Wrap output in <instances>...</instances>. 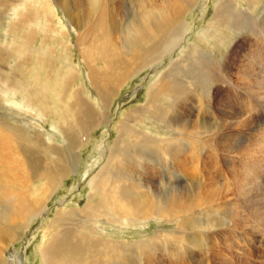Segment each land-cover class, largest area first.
I'll return each instance as SVG.
<instances>
[{"label":"bare ground","instance_id":"1","mask_svg":"<svg viewBox=\"0 0 264 264\" xmlns=\"http://www.w3.org/2000/svg\"><path fill=\"white\" fill-rule=\"evenodd\" d=\"M8 1L11 2L12 0H8ZM24 1L25 3H28V0H24ZM194 1L195 0H139L140 4L137 7V13L133 12L134 13L133 15H128L124 12V9L121 4V0H52V3H50L47 0H43V4H45V6L47 5L48 7H50L51 10H53V5L57 6L58 8L60 7L66 13L68 20L71 22L70 25L71 30L75 31L77 35V43H78L77 47L79 49V52L83 58L89 59V61L87 60L85 61L88 69L87 80L89 79L88 82L90 81L89 83L92 89L94 90V93L96 94L97 105L94 104L95 102L94 103L90 102L91 99L89 97L85 96L84 98V96H81L79 93L76 92L71 93L70 96L68 95L66 101L65 100L66 91H68V88H70V82L69 80L68 82H66L65 77L59 78L53 84L45 79V83L43 84V86H41L37 82V77L31 76V80L33 82H31L30 85H27L26 81L29 80L25 79L24 76H25V72H28V68H29L28 66L31 60L32 51L29 50L28 53L24 49L30 46V41L35 39L36 34L35 32L33 33L31 32L32 33L31 37L30 36L29 38L22 37L23 42L21 44L16 43L17 45H14L15 44L14 39L15 37L17 39V36L24 33V26L27 27V25L29 26L32 25L36 27V25H34L36 23L34 21L27 22L24 19L25 17H27V15H25L24 12L25 10L24 5L10 6L9 11H11L12 13H13V9H15L16 11H15V15H13V18L10 19L9 27L5 32L8 34L12 33L14 36H13V44L6 43L5 45L6 47H4L6 50L2 49V51H6V52L4 53L2 52L3 54L1 55L5 61L3 60L2 65H0V88H1L0 103H11V104L9 106L1 104L0 109L2 108L4 109V111L7 112L10 111L12 113L13 112L23 113L25 115V118H22L23 119L22 121L24 123L23 127L18 125L14 126L12 122L11 123L13 125H5L0 121V264L7 263L3 257L6 248L12 245L14 241H18L24 235L23 231L29 228V224H31L30 222L33 219L37 218L38 215L44 213V209L47 208L46 203H48L47 201L49 200L51 195L56 191L58 187H60L59 185H61L64 182V180L68 177L71 169L74 168V165L77 164L80 155L78 151L81 148L84 149V145L89 140L91 141V139H89L91 130L97 128V125H99L98 120L100 118H103L104 120L106 119L104 117H108V115L106 116L107 104L113 97H115L117 91L123 88L121 87L122 83L126 81L128 78H130L133 72L135 73L139 69L142 68L144 69L148 65L151 64L154 65L158 63L159 61L162 60L161 58L164 57L163 56L164 54L170 53L171 51L173 53V50L176 47H178L177 45L179 42H178L177 33L182 28L180 23L182 22L185 13L194 4L193 3ZM221 1H225V0H221ZM43 4L40 2L39 4L40 7L38 8L41 9ZM16 17H20V18L18 19ZM221 17H222L221 2H217L214 6L213 22H216ZM50 18L51 17H49L48 18L49 20L46 21L49 23L50 27L53 28L54 27L52 25L53 19ZM21 27H23V32L22 31L16 32L17 30L15 29ZM250 28L251 27H249V29ZM42 30H44L46 33V31H48L49 28H47V30L45 28H42ZM252 30L255 31V29ZM257 31H258L257 33L258 36H260V41L255 42L253 40L246 39L243 36V38L245 39H243L242 41L240 40L241 42L239 46L235 47V53L239 51V49L241 48H247L246 50H248L251 49V47H255L256 44L259 45H261L262 43L264 44V25L261 28H258ZM31 33L29 32V34ZM183 33L184 31L182 32V34ZM57 35H59L63 40L67 36V30L63 27H60V31L59 33H57ZM63 43L64 42L62 41L61 46H63ZM18 45L24 47V49H20L22 47L19 48ZM231 56L233 55L231 54ZM206 57L208 56L206 55ZM11 59H13L14 61H16L17 64H19L18 65L19 71L11 72V70L8 68L7 63ZM183 59L184 57L182 56L180 57V59H178L179 62L175 61L177 62L176 65H178V67L179 64L181 65V63H184ZM194 59L196 60L193 61V63H195L194 65H198V64L200 65L198 60L199 58L195 56ZM99 61L100 64L104 66L103 68L104 70L102 71L96 68L95 65L92 64L94 62H99ZM225 61L226 60H224V62L221 63L219 60L220 64H217L216 67L214 68V70H216V74L212 75L211 77H217L219 78L221 83H224L228 86H232L234 85L230 81L232 77L235 78L234 82L235 81L237 82L241 76H239V71L237 69L234 68L229 69L227 67L229 64L228 62H227V66H225L226 65ZM184 65L187 66V63H184L183 66ZM22 66L26 69H24ZM205 66L207 67V65ZM210 67H213V65ZM210 67H207V69ZM165 71L164 73L158 74L156 81H154L152 85L149 87L145 105L143 107L134 110V112L131 113L129 117H126L124 121L118 123V125L115 127V131L117 132V137L114 140L113 145L109 149V155H107V158L103 166H101L100 169L98 168L99 169L98 172L92 176V178L90 179L87 185L89 186L90 192L88 193V197L86 198L87 202L84 205V207L83 208L81 207L82 209H74V208L67 209L64 206L57 208L54 218L51 221H49L50 223L46 226L43 232V237L41 239V244L38 246V251L41 256V264H160L161 262L158 263V261L155 260V254L150 252V250H153V252L156 253V251L159 249L151 248L150 246L152 245V242L150 240L140 244H136L133 247L129 248L135 251V253H132V255L130 256V252L128 251L129 249H126V251L121 250L118 246L120 247L122 246L118 244L119 242H116L115 239L102 237L101 232H99L97 229L98 222L102 221L103 219H106L107 225L115 224L117 222L129 223L130 216L132 217L130 223L134 221H144L145 218H148V216H152V217L158 216L162 218L163 216L173 217L172 215L176 213L174 210H180L182 208H186L192 205L193 206L206 205V207L208 206L210 214L216 213L217 211H219L218 208L220 209V206L218 207L219 203H222V201H224L223 199H227L226 197L230 195V192L227 189L226 190L223 189L225 183L227 182L229 184L230 183L236 184L239 187V184L241 183V177L243 176L242 169H244V167L241 168L242 166H240L242 160L241 158L242 157L244 158L247 155L246 153L250 149L248 150V148H246L245 145L239 146L240 144L238 145V147L236 146L237 145L236 144L235 147L229 145L230 148L227 147L224 148L223 147V144H225L223 143L224 138L221 137L220 138L218 137V139L212 138V137H217V135L223 136L225 133L224 134L222 133L224 132V130L227 129L226 127L229 128L227 120H225L224 115H222L220 112V105H217L226 96V94L218 93V91H216V93L214 94L212 102L206 103L210 109L212 107L211 110L214 116L213 121H211L210 119L201 120L199 116L192 118V120H190L189 118L187 121L184 122L182 120L184 117L178 116V118L176 119L171 118V120L168 119L169 121H167L166 123L163 122L166 125H168L169 128L171 127L175 130L174 133L178 137V146L181 145L185 147L189 146L188 142L193 143V140L197 138L196 136H199L200 134L204 135V133H209L210 136H206L207 138L204 139L205 143L209 144L208 142L209 139L211 140L213 139L215 147H217L215 148L216 151L214 154H209L210 156H208L207 154V156L203 158L205 164L203 163L204 166L202 167L205 168L207 165L208 166L211 165L213 171L210 170L208 176H205L206 171H205V175L204 174L200 175L201 178L203 179V182L199 184L198 187H195L194 192L191 194L190 201L188 199H187L188 201L183 199L182 198L183 196L181 198L178 197L177 200H175L173 203L171 202V204L174 206V208L171 209L167 207V205H165L166 203H170L168 202L169 197H167L165 200H162L159 196L161 192L158 191L157 188L156 189L153 188L152 191L151 190L149 191V187H147L146 188L147 191L145 190L146 192L139 193L138 190L140 189V186L141 188L144 186L139 184V182H137L136 180L135 183L133 184L132 182L133 174L131 173V168L132 166L136 168L137 161L139 160L137 157L133 158L135 156L132 157L131 153L120 154L119 152H116L117 148L120 149L123 148L131 139H132L131 141L135 143L136 148H160L158 146V144L160 143L165 144L166 148H170V147L175 148V145L174 146L170 145L168 144V142L156 141L150 137H148L147 140H144V138H139L138 135L135 133V131L131 129L130 126L131 121L129 120L132 119L133 121H137V118L143 116L144 112L145 113L151 112V111L147 112V108L149 110L153 104L154 105L156 104V99L159 96L165 95V92L171 89L168 88L169 86H172V81H170L172 78L170 79L168 74L169 71L173 72L174 70L170 68L166 72ZM199 74H201V72ZM260 77H262V75ZM184 78L185 77L183 76L178 77V80L180 79V81L182 82L180 84H184ZM195 78L196 77L194 78L192 77L193 83L195 82ZM154 86L158 87V91L156 92L155 90L154 92L152 91V88H154ZM176 89L181 90L182 88L177 87ZM159 92H161L160 95L158 97H155ZM4 93L10 99H12V101L9 102L8 99H4L3 98ZM191 93H193V91H190L189 95ZM172 94L170 95V97L173 100V102L171 103L172 105L169 106V109L163 110V114H169L170 112H172L173 111L172 106H175V108L176 106L177 107L179 106L180 108L181 104H183V102L188 98V95L185 94L184 95L186 97L185 96L180 97V94H182V92L177 93L176 97H174V95ZM18 96H20L21 99L19 102L17 101L16 103L15 99ZM261 96L262 98L264 97L263 95ZM86 97L89 98L90 100L87 99ZM247 107H249V105ZM109 108L110 107H108V109ZM262 109H264L263 106ZM101 111H103L102 113L104 117H100L102 116ZM28 114L34 118L36 117V119L34 120L35 122H33L34 124L32 126L30 124L27 125L28 123L26 124L27 119H31V117L27 116ZM217 114H219L220 117H218ZM48 119H51V123H53L54 126L53 130L61 136V139L63 141L61 143L62 145L60 143H56L57 141H55L53 138H50L49 134H47L48 132L44 130V124L47 123ZM10 121L12 120L10 119ZM199 125H202L204 129L207 128V131L205 130L204 132L199 131L200 129L199 127H201ZM251 127L253 128L254 125ZM263 129L264 127L254 130L258 134ZM262 132L260 133V135L262 134ZM78 135L82 137L81 141H79L80 137L78 138ZM188 135L190 136L186 138ZM142 136L144 137L143 134ZM181 137H184L185 139L182 140ZM194 142H196V140ZM226 145L227 143L225 144V146ZM258 146L260 147V145ZM189 148L191 149L192 145ZM258 150L256 151V153L258 152ZM260 150L263 149L260 148ZM171 151L173 150L171 149ZM156 152H158V150ZM181 152L177 149V151H175V153L178 154L177 156H174L173 154L170 155L171 158H173L172 161L165 157V161L168 160L170 165L175 167V170H178L176 171L177 173H180L181 171L188 172L187 170L188 167L191 168L190 165H192L193 156L190 157L191 153L183 152L182 155ZM194 152L195 151H193L192 153L194 154ZM209 152L212 151L209 150ZM164 156L165 155H162V157ZM187 158L190 160L188 161ZM196 160L197 159H195V161ZM162 162L163 161H161V163ZM168 162L166 161L165 163ZM148 164H149L148 162L144 161V164H142L141 166L142 168H144L143 170L146 169L147 171H149ZM237 164L239 165V167L235 168L236 166L234 167V165ZM253 164L255 165V162ZM139 165H141V161H139ZM255 167L257 169V166ZM249 169L253 170V168L252 169L249 168ZM193 171L195 173L197 170L196 171L193 170ZM253 171L250 172L252 173ZM142 172H146V171H142ZM153 173L154 172H152V174ZM215 174L218 175L214 176ZM257 174L255 176H257ZM155 176L157 175L155 174ZM159 178L157 179L159 180ZM255 178H257V183L260 184V182H258V177ZM143 179L145 183H148V176L147 178H143ZM167 181L169 182V180ZM152 183L149 184L151 185ZM162 185L164 184L162 183ZM168 185L169 184L167 183V187ZM237 191L238 190L234 191L233 196H235V194L240 193V192L236 193ZM155 196H158V199L155 200ZM255 200L257 199L253 198L248 201L243 200L241 205V204H233L228 199V201L230 202L228 203L230 209H231V205L232 208L234 206L235 209H233L234 213L230 215L229 219L227 218V221L224 224L227 225L226 228H224L221 233L214 234L211 236L212 239L215 241L214 244L215 247L214 248L211 247L213 250V252L211 251L213 260H217V262L218 260H222L223 262L222 264H227L228 258L230 259L232 256H234L235 253L237 254L239 252L238 251L239 248H235L236 246L234 247V245L232 244L234 242V239H239V237L233 238L232 236H234L235 229L241 232L240 235L244 233L247 234V232L242 231L243 224L246 223L251 224L250 225L251 227L254 226L253 228L255 234L263 235L262 237L264 238V208L261 209V207H259L258 204H256ZM246 203L248 205L246 207H249V209L245 216L243 212V208ZM189 208L192 210L193 207L192 208L189 207ZM235 219L238 220L235 221ZM245 220H249V222ZM253 228L251 229V232ZM246 229H248L247 231H250L249 228ZM176 236H180V235L178 234ZM196 237L197 236H195V238ZM155 238L157 239V237ZM210 239L211 238H209V240ZM191 240L187 241V243L192 246L195 243H192L194 241ZM190 245L189 246L186 245L185 248L191 247ZM142 246H145V248H142ZM122 249L125 248L123 247ZM251 250L246 248L244 252H246L247 256L248 255L250 256L255 252L254 249ZM188 253L190 254L191 251L188 250L186 254ZM200 253H202L201 250L199 254ZM186 258L187 260L184 258L181 261H178L176 259L174 261L173 253L170 254L168 252L167 260H165L162 263L163 264H199L198 263L199 261L197 262L194 259V258H198V254L197 255L193 254ZM249 260L251 259L249 258ZM206 261H207L206 264L211 262L210 259ZM242 261L244 260L242 259ZM13 262H16V260ZM8 264H13V263L9 262Z\"/></svg>","mask_w":264,"mask_h":264},{"label":"rangeland","instance_id":"2","mask_svg":"<svg viewBox=\"0 0 264 264\" xmlns=\"http://www.w3.org/2000/svg\"><path fill=\"white\" fill-rule=\"evenodd\" d=\"M12 1L11 3L8 0H2V1L0 0V6H1L0 8V65H2V62L4 60V58L1 55L4 52H6V51H2V49L6 50L4 48L6 47L5 46L6 43L13 44L14 35L12 33L8 34L5 32L7 31L9 27L10 19L13 18L12 12L9 11L10 6L11 5H17V6L24 5V8H25L24 12H25V15H27V17H25L24 19L27 22L34 21L36 23L34 24L36 25V27L32 25H30L31 27L29 25H27L26 27L23 24L24 33L17 36L18 40L15 37L14 45L21 44L23 42L22 37L29 38V36L31 37L32 33L35 32L36 34L35 39L30 41V46L28 47L25 46L26 48L24 49V47L18 45L19 48L22 47L20 49H24L28 53H29V50L32 51L31 60L28 66L29 67L28 72H25V76H24L25 79L29 80V81H26L27 85H30L31 82H33L31 80V76L37 77V82L41 86H43V84L45 83V79L50 81L53 84L59 78L65 77L66 82H68V80L70 82V88H68V91H66V99H65L66 101H67L68 95L70 96L71 93L76 92V93H79L81 96H84V98L85 96L89 97L91 100L87 97L86 98L89 99L90 102L92 103L95 102L94 104L97 105L96 94L94 93V90L92 89L89 83L90 81L88 82L89 79L87 80L88 69H87V65L85 61L86 60L89 61V59L83 58L82 55L80 54L79 49L77 47L78 43H77L76 32L71 30V27H70L71 22L68 20L66 13L60 7L58 8L57 6L53 4H52L53 10H51L50 7H48L47 5L45 6V4H43V0H36V1L28 0V3H25L24 0H12ZM47 1L52 3V0H47ZM40 2L43 4L41 9L38 8L40 7L39 5ZM217 2H221L222 17L216 22H213L214 6ZM193 3L194 4L185 13L182 19V22L180 23L182 28L177 33L178 42H179L177 45L178 47L174 49L175 51L173 50V53L171 51L170 53L164 54L163 55L164 57H162L161 58L162 60L159 61L158 63L154 65L153 64L148 65L144 69L143 68L139 69L135 73L133 72L132 76L122 83L121 87L123 88L117 91L115 97H113L107 104L106 116L108 115V117H104L102 113L103 111H101L102 116L100 117H104L106 119L103 120V118H100L98 120L99 125H97V128L94 130H91L90 137H89L91 141L89 140L84 145V149L81 148L78 151L80 155H79L77 164L74 165V168L71 169L68 177L62 183L63 185L62 184L59 185L60 187L56 189V191L51 195V197L47 201L48 202L46 203L47 208L44 209L45 214L42 213L41 215H38L37 218L33 219L30 222L31 224H29V228L23 231L24 235L18 241H14L12 245L6 248L4 252V256H3L5 261L7 262L6 264H8L9 262H12L13 264L15 263L20 264L21 262H22L21 264H41V256L38 251V246L41 244L43 232L46 226L50 223L49 221H51L54 218L57 208L64 206L67 209H73V208L82 209L84 207V205L87 202L86 198L88 197V193L90 192L89 186L87 185L90 179L92 178V176L98 172L101 166H103L107 158V155H109V149L111 148V146L114 143V140L117 137V132L115 131V127L118 125V123L124 121L126 117H129L131 113L134 112V110H136L137 108L143 107L145 105L149 87L152 85L154 81H156L158 74L164 73L166 69L169 70L170 68L174 70L173 72L169 71V74H168L169 78L170 79L172 78L170 80L172 81V86H169L168 88V89L170 88L171 89L170 90L167 89L168 91H166L165 95L163 96H159L161 92H159L155 96V97L159 96L156 99V104L155 105L153 104L149 110L147 108V112L148 111H151V112L149 113L144 112L143 116L137 118V121H133L132 119H129V120L131 121L130 123L131 129L135 131V133L138 135L139 138H144V140H147L148 137H150L156 141L168 142V144L170 145H173V146L175 145V148L173 147L166 148L165 144L163 143L158 144L160 148H136L135 143L131 141L132 139L128 141V143L126 144L127 147L125 145L121 149L117 148L116 152H119L120 154L131 153L132 157L135 156L133 158L137 157L138 160L141 161V165H139V161H137V165H136L137 167L135 168L132 166L131 168V173L133 174V179H132L133 184L135 183V180H136L137 182H139V184L144 186L142 188L140 186V189L138 190L139 193L146 192L147 187H149V191L150 190L152 191L153 188L155 189L157 188V190L161 192L159 196L162 200H165L167 197H169L168 202L170 203H166L165 205H167V207L171 209L174 208L171 202L173 203L175 200H177L178 197L181 198L183 196L182 197L183 199H185L186 201L188 200L190 201L191 194L194 192L195 187H198L199 184L203 182V179L201 178L200 175L201 174L205 175V171H206L205 176H208V173L210 172V170H212L211 165L209 166L207 165L205 168L202 167L204 166L203 163L205 164V162L203 161L204 160L203 158H205L207 154L208 156H210L209 154L215 153L216 151L215 148L217 147H215L213 139H218V137L224 138L223 143L225 144L227 143L226 146L225 144H223L224 148L225 147L230 148L229 145L232 147H235L236 144H237L236 146L238 147V145L240 144L239 146L245 145L246 148H248V150L250 149L246 153L248 156L245 154L246 155V156L244 155L245 159L243 157L241 158L242 160H241L240 166H242L241 168L244 167V169H242L243 176L241 177V183L239 184V187L236 184H231V183L229 184L227 182L225 183L224 185L225 188L223 187V189L225 190L227 189L230 192V195L226 197L227 199H223L225 203L224 201H222V203H219L218 207L220 206V209L218 208L219 211H217L216 213L210 214L208 206L206 207V205H198V206L192 205V206H189L191 208L193 207L192 210L189 207L180 209L182 211L174 210L176 213L172 215L173 217L163 216L162 218L158 216H155V217L148 216V218H145L144 221H134L130 223L132 219V217L130 216L129 223L117 222L115 224H108V225L106 224L107 222L106 219H103L102 221L98 222V228H97L98 231L101 232L102 237L115 239L116 242H119L118 244L122 246V247L120 246L118 247L124 251H126V249L133 247L136 244H140V243L150 240L152 242V245L150 247L160 250V251L157 250L156 253L153 252V250H150L151 253L155 254V260L158 261V263L161 262L160 264H163L162 262L167 260L168 252L170 254L173 253L174 261L175 259L178 261H181L184 258L187 260L186 257L191 256L193 254L194 255L198 254V258H194V259L197 262L199 261L198 262L199 264L200 262L201 264H206L207 263L206 260H209V259L211 260V262H209L208 264H214L215 262H216L215 264H222L223 263L222 260H218L217 262V260L212 259L211 254L213 252L212 248L215 247L214 245L215 241L212 239L211 236L214 234L221 233L222 230L226 228L227 226V225H224L225 222L227 221V218L229 219L230 215L234 213V210H233L235 209L234 206L232 208V205H231V209H230L228 203L232 202L233 204L242 205L243 200L248 201L250 199L256 198L257 199L255 200L256 204H258V206L261 207V209L264 208V192H263L264 191V152H263L264 151V129L262 130L263 132L261 131L262 132L261 135H260L261 132L257 134L254 130V129L264 127V120H263L264 119V109H262V106L264 107V101H263L264 97L262 98L261 96V95L264 96V44L263 43L261 45L256 44L255 47H251V49H248V50H246L247 48H241L239 49V51L235 53V47L236 46L238 47L240 42L245 38L253 40L255 42L260 41V36H258L257 30L258 28H261L264 25V16H263L264 15V0H251V1L250 0H236V1L235 0H225V1L195 0ZM121 4L126 14L133 15L135 12L137 13V7L140 3H139V0H121ZM49 17H51L50 19H53V20L55 19L54 22L52 20V25L54 26L53 28L50 27L49 23L46 21V20H49L48 19ZM16 18L19 19L20 17H16ZM183 23H186V24H183ZM60 27H63L67 30V36L63 40L59 35H57V33H59L60 31ZM249 27L251 28L249 29ZM42 28H45L46 30L47 28H49V30L46 31L45 33V31L42 30ZM252 29H255V31ZM15 30H17L16 32H19V31L23 32V27L17 28ZM183 31L184 33L182 34ZM29 32L30 33L32 32V33L29 34ZM243 36L245 38H243ZM62 41L64 42L63 46H61ZM242 49H244L245 51ZM231 54L233 56H231ZM194 55L199 58L198 60H199L200 65L199 64L194 65L195 63H193V61H196L194 59L195 57ZM206 55L208 57H206ZM182 56L184 57L183 62L187 63V66L186 65L183 66L184 63H181V65L179 64V67H178L176 63L179 62L178 59H180V57ZM45 59L47 62L45 61ZM230 59H232L233 61ZM219 60L221 63H223L224 60H226L225 66H227V62H228L229 64L227 67L229 69L234 68L239 71V76H241L240 77L241 79L239 78L237 82L236 81L234 82L235 78L232 77V79L230 80L234 85L228 86L224 83H221L219 78L211 77L212 75L216 74V70H214V68L216 67L217 64H220ZM202 62L204 65L202 64ZM92 64L95 65V67L100 69L101 71L104 70L103 69L104 66L100 64V61L94 62ZM7 65H8V68L11 70V72L19 71L18 69L19 64H17L16 61H14L13 59L9 60ZM205 65H207V67H210L213 65V67L208 68L209 69L208 70ZM196 66H199V67L201 66V67L199 68ZM204 68H206L207 71H210L211 74L210 72H207L206 69ZM198 72L199 73L201 72V74H199ZM34 73L36 76L34 75ZM172 73L175 75V77ZM261 75L262 77H260ZM179 76H183L186 78V80L184 78V84H180L182 82L180 81V79L178 80ZM192 77L193 78L196 77L194 83H193ZM177 87L182 88V89L177 90L176 89ZM154 90L155 92L158 91V87L154 86V88H152V91L154 92ZM188 90L193 91V93L189 95L190 91ZM180 91L182 92V94H180V97L181 96L184 97L185 95H188V98L183 102V104H181L180 108L179 106L178 107L176 106L178 110L175 108V106H172L173 107L172 112H170L169 114H163V110L169 109V106L172 105L171 103L173 102V100L170 97V95L173 93L172 95L176 97L177 93H181ZM216 91H218V93L226 94L225 96L226 98L224 97L221 100L222 102L220 101L217 104V105H220V112L222 115H224L225 120H227L228 125H229V128L226 127L227 129L224 130V132L222 133V134L224 133L225 134L223 136L217 135V137H212L213 139L212 140L209 139L208 141L209 144H206L204 139L207 138L206 136H210V134L209 133H204V135L200 134L199 136H196L197 138L193 140V143L188 142L189 146H186V147L182 145L178 146V137L174 133L175 130L171 127L169 128V126L166 125L165 123L169 121L168 119L170 120L171 118L176 119L178 118V116L184 117L182 119L184 122L187 121L189 118L190 120H192V118L199 117V116L201 120L210 119L211 121H213L214 116L211 110L212 107L210 109L206 103L212 102L213 96L216 93ZM3 98L8 99L9 102L12 101V99H10L5 93H4ZM20 99L21 97L18 96L15 99L16 103L17 101L19 102ZM1 104L9 106L11 103H0V105ZM248 105L249 107H247ZM108 107L110 108L108 109ZM242 111L244 112V114ZM217 115L218 117H220L219 114ZM27 116L31 117V119H27L26 124L28 123L27 125L30 124L32 126L34 124L33 122H35L34 120L36 119V117L34 118L29 114ZM9 118L12 121H10ZM22 118H25V115L23 113H16V112L12 113L10 111L9 112L4 111V109L2 108L0 109V121L4 123L5 125L14 124V126L18 125V126L23 127L24 123L22 121L23 120ZM258 120L262 124H260ZM253 121L256 123H254ZM255 124H256V127H255ZM253 125L255 128L251 127ZM199 126H201L202 128ZM199 126H198L200 128L199 131H203V132L204 130L207 131V128L204 129L202 125H199ZM53 129H54L53 123H51V119H48L47 123L44 124V130L48 132L47 134H49L50 138H53L55 141H57L56 143L61 144L63 142L61 139V136L57 132H55ZM142 134L144 135V137L142 136ZM189 136L190 135H188L186 138H188ZM78 138L80 139L79 141L82 140V137L79 135H78ZM226 138H228L229 141ZM181 139L183 140L185 138L181 137ZM195 140L196 142H194ZM230 141L232 144L230 143ZM191 145H192V148L190 149L189 147H191ZM258 145H260V147ZM258 148L259 150L260 148L263 150H260L259 152ZM171 149L173 151H171ZM177 149L180 152L182 151L181 152L182 155H183V152L184 153L186 152V153H191L190 157L193 156L192 165H190L191 168L188 167L187 169L188 172L181 171L180 173H177L176 171L178 170H175V167L171 166L168 160H166L168 163H165L166 162L165 157L172 161L173 158H171L170 155L172 154L174 156L178 155L177 153H175ZM256 149L258 150L257 153H256L257 151ZM155 150L156 151L158 150V152L160 150L161 151L158 153ZM209 150L212 152H209ZM193 151H195L194 152L195 155L192 153ZM197 152H198V155H197ZM161 154L165 156L162 157ZM258 157L261 159H259ZM141 158L144 160H142ZM247 158L250 160L252 165L250 164ZM195 159H197L196 160L197 162L195 161ZM255 159L258 161H256ZM187 160L189 161L190 159L187 158ZM144 161L149 163L148 164L149 171H147L146 169L143 170L144 168L141 167L142 164H144ZM161 161H163L164 163L163 162L161 163ZM254 162H255V165L253 164ZM255 166H257V169ZM234 167L238 168L239 165L238 164L234 165ZM248 167L251 169L253 168V170L256 173L253 170H250ZM193 170L195 171L197 170V171L194 173ZM142 171H146V172H142ZM250 171H253V172L251 173ZM152 172L154 173L152 174ZM249 172L251 173V175ZM155 174L157 176H155ZM256 174L257 176H255ZM217 175L218 174H215L214 176H217ZM147 176H148V183H145L143 178H147ZM255 177H258V182H260V184L257 183V178ZM157 178H159V180ZM167 180H169V182ZM149 183H152V184L150 185ZM162 183L164 185H162ZM167 183L169 184L168 187H167ZM235 190H238L236 193L240 192L238 194H235L236 197L233 196V193ZM156 199H158V196H155V200ZM228 199L230 202L228 201ZM246 206H248L247 203L245 204L243 208V212L245 216L249 209V207H246ZM176 215L182 219H180ZM237 220L238 219H235V221ZM245 221L249 222V220H245ZM250 225L251 224H247V223L243 224L242 231L247 232V234L244 233L240 235L241 232L235 229L234 236L232 237L233 238L239 237V239H234V242L232 241L233 242L232 244L234 245V247L236 246L235 248H239L238 250L239 252L236 251L238 253L237 254L235 253L236 256L235 254L234 256H232L233 259L232 257L230 259L228 258L227 264H235V263L236 264H264V252H263L264 251V246H263L264 238L262 237L263 235L255 234L254 228H253L254 226L251 227ZM244 227L245 229L249 228L250 231H247L248 229L245 230ZM252 228L253 230L251 232ZM255 230H256V227H255ZM178 234L180 236H176ZM190 235L193 237H191ZM195 236L197 237L195 238ZM155 237H157V239ZM187 238L190 240L192 239L194 241L192 243H195L196 245L193 244L191 246L190 244H188L187 241H190V240H188ZM209 238L211 239L209 240ZM185 244L188 246L190 245L191 247L185 248L186 246ZM123 247L125 249H122ZM142 248H145V246H142ZM246 248L250 250L254 249L255 250L254 254L250 256L248 255L249 256L248 257L246 252H244ZM188 250H190L192 254L191 253L186 254ZM200 250L202 253L199 254ZM128 251L130 252V256L132 255V253H135V251L132 249H129ZM11 253L14 255H12ZM249 258L251 260H249ZM242 259L244 261H242ZM15 260L16 262H13ZM232 260H233V263H232Z\"/></svg>","mask_w":264,"mask_h":264},{"label":"clouds","instance_id":"3","mask_svg":"<svg viewBox=\"0 0 264 264\" xmlns=\"http://www.w3.org/2000/svg\"><path fill=\"white\" fill-rule=\"evenodd\" d=\"M15 11H16V10H15V9H13V13H12L13 15H15Z\"/></svg>","mask_w":264,"mask_h":264}]
</instances>
